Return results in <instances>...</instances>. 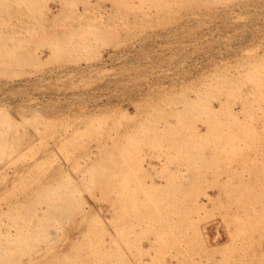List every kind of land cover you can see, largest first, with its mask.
I'll return each instance as SVG.
<instances>
[{
    "label": "rangeland",
    "instance_id": "obj_1",
    "mask_svg": "<svg viewBox=\"0 0 264 264\" xmlns=\"http://www.w3.org/2000/svg\"><path fill=\"white\" fill-rule=\"evenodd\" d=\"M181 1L0 0V264H264V0Z\"/></svg>",
    "mask_w": 264,
    "mask_h": 264
},
{
    "label": "bare ground",
    "instance_id": "obj_2",
    "mask_svg": "<svg viewBox=\"0 0 264 264\" xmlns=\"http://www.w3.org/2000/svg\"><path fill=\"white\" fill-rule=\"evenodd\" d=\"M176 1H179V2H180L181 0H176ZM182 1H183V0H182ZM182 1H181V2H182ZM184 2L186 3V0H185ZM184 2H183V3H184ZM196 2H197V0H196ZM192 3H194V1H193ZM192 3H190V2L187 1L186 4H189V5H190V4H192ZM189 5H188V6H189ZM139 6H140V8H145V9H148V10L153 9L154 11H157V12L159 11V8H157V9L155 10V8H153L151 5H147V4H146V5H143V4H140ZM198 6H199V5H198ZM194 7H196V5H195ZM191 8H192V7H191ZM172 9H174V7H173ZM148 12H149V11H148ZM59 215H60V214H59Z\"/></svg>",
    "mask_w": 264,
    "mask_h": 264
}]
</instances>
